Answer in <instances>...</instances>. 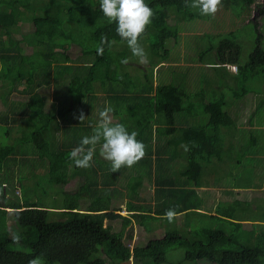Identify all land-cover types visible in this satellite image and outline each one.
I'll list each match as a JSON object with an SVG mask.
<instances>
[{
  "label": "trees",
  "instance_id": "obj_1",
  "mask_svg": "<svg viewBox=\"0 0 264 264\" xmlns=\"http://www.w3.org/2000/svg\"><path fill=\"white\" fill-rule=\"evenodd\" d=\"M34 1L36 3L32 7V0H0L4 6L0 7V94L3 106V110H0V128L8 126L7 130H12L11 125L20 124L23 137L19 142L39 147L34 152L44 164L43 171L36 173L33 178L38 181L29 188L32 199L23 198L20 204L12 202L4 189L15 176L14 166L20 169L21 174L23 168L34 172L38 165L35 161L29 163L12 159L10 153L14 147L0 148V172L4 166L9 167V174L0 173V264H37V259H41L44 264H121L123 261L130 262L131 257L135 264H199L202 261L207 264H264L262 213L253 218L240 219L234 213L233 206H229L230 203L225 208L221 205L217 208V214L223 217L207 215L211 221L207 224L211 227L206 229L203 226L200 227L201 232L187 235L172 228L174 218L170 222L166 216L170 209L176 215L179 208H172L167 202L161 205L156 203L150 213L156 216L153 226L163 232V237L152 239L145 247H137L132 252L118 232L121 225L127 224L132 216L126 217L115 212L119 210L115 205L131 194L122 183L127 171L131 169V172L138 173L140 169L151 168V172L156 167L155 162L168 155L173 159L184 158L182 173L189 183L214 185L207 183V178L212 175L210 168L218 165L214 161L221 163L225 155L232 156L237 148V130L249 127L251 123L253 114H249L248 122L238 125L247 107V96L253 92L262 99L264 97L262 88L258 90L255 85L261 76L264 77V34L258 30V23L255 45L246 61L242 60L246 48L235 30L216 36L205 33L204 36L209 40L208 46L203 48L202 45L200 53H194V48L192 51L198 55L197 63L206 64L212 71L216 82L208 78V83L197 86V93L190 94L181 88L184 85L180 86L174 81L164 84L162 78L159 81L162 83L155 86L154 71L165 67L163 60L170 58L173 47L181 45L176 41L181 33V22L186 21V18L204 20L200 21L203 23L212 20V15H202L200 9L193 6L196 0H146L153 16L139 37V43L145 49L147 59L143 63L138 60L137 63L146 64L147 68L133 63L138 70L134 76L127 62L131 56H136L127 42L116 34V25L104 17L100 0H52L44 6ZM257 1L222 0L221 4L232 11L236 19L245 22L251 16L253 7H256L260 16H264V4H257ZM54 7L60 11L66 8L68 19L78 29L83 28L88 33L81 31L83 34L80 37L73 33L71 27H63L65 18L59 11H54ZM41 8L44 10L43 16L38 14ZM26 10L30 12L29 16H26ZM23 21L31 22L34 28H27L23 37H15L14 40L16 28L19 29ZM214 37L219 40L217 45L212 41ZM145 38L154 39V42L145 46L142 43ZM202 39L200 35L191 39L193 46L201 43ZM116 42L127 46H121L123 59L113 55V50L116 53ZM67 43L68 46L78 43L84 47V55L91 56L89 60L77 66L63 64L69 61L64 51L66 56L62 54L64 56L60 64L57 57L61 53L57 50L65 48ZM23 44L32 49L31 53L25 52ZM91 49L93 51H89ZM214 50L216 57L213 56ZM189 61L201 72V67L196 65L193 57L189 56ZM229 66H235L237 71L231 72ZM67 79V94L71 101L67 105L59 101L57 112L54 106L47 109L48 95H43V91H48L54 82ZM129 82L134 86L131 91L125 87ZM218 83L219 90H216L213 86ZM98 86L105 93L107 108L112 109L109 112L112 115L111 122L122 123L129 131H135L137 139L145 145L143 158L132 167H122L113 172L111 162L103 155L102 142L94 146H81L82 135H91L99 119L86 121L85 117H81L79 120L76 109L85 112L87 108L88 112L95 115L105 109L95 101ZM222 87L227 88L233 96L234 104L229 107L226 94L220 92ZM15 95L24 97V100H14ZM133 101L140 102V105L135 108L128 106ZM184 103L188 104L185 106ZM252 104L251 110L256 106ZM94 107L97 112L93 110ZM81 110L78 114L82 113ZM186 111L194 117L204 115L207 119L195 121L192 115L184 118L182 116ZM232 111H235L234 115ZM252 143H257L255 138L247 146L250 148ZM82 147L83 152L80 151ZM89 148L96 149L91 166L76 167L71 158L73 151L82 156ZM239 151L240 158L244 159L246 151ZM11 160L19 165H14ZM145 162L148 164L145 165ZM144 173L142 171L140 174ZM77 177H83V183L77 191L67 192L65 187ZM18 183L24 196L27 189L23 181ZM227 183L230 182L227 180ZM250 184L246 181L240 184L237 180L232 187L239 189L237 195L240 196ZM40 187L41 196L38 195ZM45 196L53 199L57 196L59 199L53 202V206H46ZM155 197L158 202L165 196L157 192ZM83 200L87 202L84 209L81 208ZM236 201L241 207L242 203ZM189 206L185 210L191 209L193 205ZM12 207L20 210L10 211ZM128 208L135 217V212H144L149 206H137L130 202ZM52 214L58 219L52 220ZM10 216L15 225H8ZM159 220L163 222L161 226ZM243 221L251 222L252 229L243 231ZM151 223L142 222L146 228L151 227ZM227 228L232 231L228 232ZM174 247L184 249L183 261L168 260L166 253Z\"/></svg>",
  "mask_w": 264,
  "mask_h": 264
},
{
  "label": "rangeland",
  "instance_id": "obj_2",
  "mask_svg": "<svg viewBox=\"0 0 264 264\" xmlns=\"http://www.w3.org/2000/svg\"><path fill=\"white\" fill-rule=\"evenodd\" d=\"M11 1L13 0H6V2H11ZM36 1L38 3H41L42 4L41 6H44L45 4L51 3L52 0H36ZM33 3H36V2L32 0V3H31L32 7H33ZM262 3H264V0L257 1V4H262ZM2 7L4 6L2 5ZM52 9L54 11H59L64 16L65 23L63 27L65 28L71 27L73 30V33H76L75 35L80 36V37H82L81 35L83 34L82 32L86 34L88 33V31L83 28L79 27L78 29L77 25L68 19V16H67L68 12L66 8L61 11L58 10V7H54ZM38 14L40 16H43L44 10H42L41 8ZM29 15H30V12L26 10V16H29ZM210 17L212 20H205L206 22L204 23L200 22L204 20H198L194 18H190V19L186 18V21H183L180 23L181 27H179V29L181 33H180L178 40L176 41H179L181 45L177 47H173V51L171 53L170 58L168 60H163L164 62L163 66L165 67H163L159 71L158 70L154 71V74H155L154 85L155 86L162 83V82H159L162 78V81L164 84H166L167 82L171 83L174 81V83L180 86L184 85V86H181V88H183L184 91L188 90L190 94H193V92L197 93L195 91L197 86H201L203 84L208 83V78H210L209 80H211V82H216V77H214L215 75L212 73V71L208 69L206 64L197 63L199 61V58H198V55L194 54V53H200V51L202 50L201 48L202 45L204 46L203 48L208 46L207 44L209 43V40H208V37L204 36L205 33H211L213 36L214 35L216 36L219 34H227L228 32L235 30L236 35H238L239 37L238 39H240L241 42H243V45L246 48V53L242 56V60L244 61H246L248 55L251 53L255 45L256 34L258 33V30L260 32H263L264 34V16L260 17L258 15L256 7H253L251 16H248L245 22H240L239 19H236V15L232 11L227 10V8H225L224 5L222 4L218 6V11ZM213 20H215L216 23L213 22ZM212 23H215V24H212ZM256 23H258V30L256 29ZM27 28L28 30H30L31 28L33 29L34 27L31 22L26 21L25 23L23 21L22 24H20L19 29L16 28V32H15L16 34L14 35L13 39L16 40V38H21V36L23 37V35L27 32ZM198 35L203 37L202 42L195 43L193 46V41H191V39H196ZM212 41L216 43L217 45L219 40L214 37ZM153 42H154V39L145 38L143 39L142 43H144L145 46H148L149 44ZM171 42L172 41H170L169 44ZM213 42L212 44H214ZM75 44L76 45L68 46V43H67L65 48L57 50L58 53H61L60 55L57 53L58 54L57 58L60 60V64H61V58L64 56L62 54H65L66 56V53H64V51L67 52L69 61L63 62V64L67 63V64L77 66V65L83 64V62H87L86 60H89L91 56L84 55V51H85L84 47H81L78 43H75ZM121 46L127 47L125 44H119L116 42L115 49H116L117 54L115 53V50H113V55L116 58L121 57L123 59L124 56H121L122 54ZM23 48L25 49V52L31 53L32 49L29 48L26 44H23ZM193 48H194V53L192 51ZM263 48H264V38H263ZM89 51H93V49ZM189 56L193 57L196 65L201 67V72H198L196 69L197 67L193 66V62L189 61ZM213 56L216 57L215 50H214ZM138 60H139L138 58L131 56L129 58V61L127 62L128 63L127 67L131 70L133 76L134 74H138V70L134 66L133 63H135V65L138 67L147 68L146 64H141V65L138 64L137 63ZM229 70L234 73L237 71L235 66H229ZM133 76H132V79H135V77ZM257 82H259V84H257ZM68 83H69V79L63 80L60 82L56 81L52 84V86L50 87L48 91H43L44 93L43 95L45 94L48 95L47 103H46L47 109L54 106V111L57 112L59 101H60V104L63 103V105H67L69 101H71L69 95L67 94ZM218 85L219 83L214 85L213 86L214 89L219 90ZM255 85L258 87V90L262 88V91H263L262 95L264 96V77L262 78L261 76L260 79L256 81ZM125 87L127 88V90L129 89L131 91L134 86L132 83L129 82L125 85ZM96 90H97L95 93L96 103L103 108H107L108 105H107V100H105V93L101 91L99 86L96 88ZM222 91L226 94L227 101L229 102L228 107L234 104L233 96L231 95L230 91L224 87H222V89L220 90V92ZM14 99L23 101L24 97L14 96ZM245 103L247 104V107L246 109H244L242 117L239 118L238 125H243L245 124V122H248L250 118L249 114H253V116H252L249 127H242L237 130V136L235 140V143H237V148L232 152V156L231 157L229 156L230 158H232V160L225 155V160L222 163L214 161V164H218L219 169L217 165H214L213 167L210 168V173L215 176V178L211 182L214 185L216 183H219V186L217 187H222L225 190L229 189V186L228 185L222 186L224 178L220 177L219 171L222 173V175L226 177V179L230 182L231 185H235L237 180H239L240 184H242L243 181H246V183L247 182L251 183L249 187H245L247 189L245 190V192L243 191L241 192V195H240V203H242L241 207H239L238 204H236L237 202L236 199H234L233 204L230 203L229 205L228 203L226 206V207H228V205L230 207L233 206V210L235 211L234 213L240 219H243V218L247 219L249 217L253 218L257 214H261V213L262 215H264V97L262 99L260 98V95H256L252 92L247 96ZM252 103L256 105L255 108H253V110H251V107H250L251 105H253ZM187 104L188 103H184L185 106ZM138 105H140V102H136V101H133L131 104H128V106H130L131 108L138 107ZM195 105L198 106V103H196ZM257 107H258V111L256 113ZM243 108H245V106ZM0 110H3V106L1 105V102H0ZM80 110H81L80 108L76 109V112H77L76 115L79 120L81 119V117H85L86 121H89L92 118L95 120L100 119L99 118L100 111L97 112L96 107H94L93 110H96L97 115L91 113L90 111L88 112L87 108L85 109V112L81 110L82 113L78 114ZM140 113H142L143 115L145 114V112L141 110H140ZM232 113L234 115L235 111L234 112L232 111ZM188 115L189 116L192 115L193 117L192 120H195V121H198L201 118L207 119V117L204 115H200L198 118L194 117L193 114L188 113L187 111L182 117L185 118ZM108 117L110 120L112 119V115L110 113H108ZM6 127L9 128L8 126H5V128H0V148L4 146L14 147L15 148L14 153L16 154V157L20 161H27L29 163H31V161L32 162L35 161V163L38 165V168L36 169V171L28 172V168L26 167L22 169V171L24 172H22L21 174L18 172L17 168H15L14 166L15 176L14 178H11L12 182L9 185L6 184L7 186L5 187L7 191L6 189L4 190L6 192V196H8V199L10 198L12 202H16L20 204L23 198H25V200L32 199L33 197L32 193L28 192L29 188H32L33 183L38 181L37 179H33V178L35 177L36 173H41L43 171L44 164L42 160L40 161L38 160V154H36V151L34 152V150L36 149L38 150L39 147L36 148L34 145H24L23 143L19 142V140L23 137L20 124H18L17 126L11 125L10 128H13L12 130H7ZM59 133L60 132H58L57 134ZM83 137L84 136L82 135L81 139ZM58 138H62V137H58ZM165 138H166V134H164V139ZM252 138H255L257 143L256 144L252 143V145L249 148V146H247V143L249 141L252 142ZM81 139H80V142H81ZM239 149H243L244 151H246V155L244 159L240 158L239 154H241V152L239 151ZM178 150L180 151L179 148ZM22 151H24L26 155H23ZM174 154L178 155L177 153H174ZM11 156H14V155H11ZM77 156L80 157L78 153H77ZM204 165L207 168V163H205ZM89 170L90 169H87V171ZM130 172H131V169L127 171V173L125 174L126 178L123 179V182H122L123 184H127L130 181L136 180V178L130 180ZM0 173H2V175L9 174V167L4 166L2 169V172ZM207 180H210V179L207 178ZM19 181H23L24 187L27 189V192L24 191V196L22 195V188L19 186V183H18ZM25 181H29L30 183H25ZM82 183H83V177L82 178L77 177V179L72 180L65 187V190L67 192L73 193L74 191H77L79 189ZM210 186L205 185V187H210ZM41 188L42 187L38 189L39 190L38 195L40 196L42 195V191L40 190ZM234 191L236 194L233 193L232 195L236 198L239 192V189L235 188ZM44 199H45L44 201L46 202L45 204L46 206H53L54 204L53 202L54 201L56 202V200L59 199V197L56 196L53 199L51 196H45ZM216 199H217V196L210 194V196L205 198L203 201H199V200L197 201L201 203L204 207H207L210 204V200L214 202V200ZM81 206H82L81 208L84 209L87 206V202L83 200L81 202ZM10 210L19 211L20 209H16L12 207ZM192 210H195L194 207ZM51 217H52V220L58 219L55 214H52ZM13 223L15 225L13 218L10 216V219H8V225L11 226ZM207 223H211L208 216H206V219L203 221V226H206V229L211 227V225H208ZM146 229H147L146 234H143L140 230L135 229L132 223L128 221L127 224H124L120 227L118 232H119V235L121 236V239L124 242H126V244L130 245L131 248L137 247V246L145 247L146 244L150 240L163 237L162 231H158V232L156 231L155 233L150 232V230L154 229L153 225ZM227 230L228 232L232 231L231 228H227ZM244 230H247V229H243V231ZM135 232H139V234L141 235L136 236ZM196 232H201L200 228L197 229ZM131 235H132L131 238L133 240L136 238V241L133 243H132V240H130ZM166 255H167L168 260H170L171 262H179V261L184 260L185 251L183 248L174 247L171 250L167 251ZM122 261H118V262H122ZM37 264H44V263L41 259H37ZM121 264H134V261H131L130 263L127 261H123ZM199 264H207V262L202 261Z\"/></svg>",
  "mask_w": 264,
  "mask_h": 264
},
{
  "label": "clouds",
  "instance_id": "obj_3",
  "mask_svg": "<svg viewBox=\"0 0 264 264\" xmlns=\"http://www.w3.org/2000/svg\"><path fill=\"white\" fill-rule=\"evenodd\" d=\"M221 2L222 0H196L193 6L198 7L202 15H214L218 11V6L221 4ZM100 10L109 22H112L116 25V34L123 41L127 42L132 54L136 56L140 62H145L147 59V53L140 45L139 37L145 31L146 26L151 22V17L153 16V11L146 3V0H100ZM111 111V108H105L99 113L100 119L98 126L94 129L91 135L84 136L80 143L81 146H94L97 143L102 142L101 148L103 155L105 159L111 162L112 170L114 172L120 170L122 167H132L135 163L142 159L145 154V145L137 139L138 134L135 131H129V129L122 123L113 124L108 117V113ZM80 151H84L83 147L80 149ZM14 152L15 148L10 153V157L12 159H18ZM22 152L23 155H26L24 151ZM93 156L94 151L92 148H89L86 154L80 157L77 156L76 151H73L71 158L73 159L76 167L88 168L92 164ZM13 164L16 166L19 165L16 163V161H13ZM17 170L18 172L20 171L18 168ZM192 209L193 207L187 210L184 209L183 211L194 213L196 209ZM115 212L116 214L122 215L121 209ZM166 216L171 222L175 216L174 210L170 209L166 213ZM129 221L132 223V220ZM200 227H203V223ZM130 240H132L133 243L136 241V238L134 240L131 238ZM128 246L132 252L135 248L142 247L137 246L131 248L130 245ZM131 261H134L133 257H131L130 262Z\"/></svg>",
  "mask_w": 264,
  "mask_h": 264
},
{
  "label": "crops",
  "instance_id": "obj_4",
  "mask_svg": "<svg viewBox=\"0 0 264 264\" xmlns=\"http://www.w3.org/2000/svg\"><path fill=\"white\" fill-rule=\"evenodd\" d=\"M0 7H2L1 3ZM95 150L96 149H94L93 151ZM173 158L174 157L168 155L159 160V163L155 162L156 167L153 168L151 172H149L151 168L140 169L138 173L130 172V180L136 178V180L130 181L129 183L125 184L126 187L131 191V194L127 197V199H123L115 205L116 209L119 208L122 210V215H125L127 217L132 216V225L135 229L140 230L143 234H146L147 229L142 224V222L151 221L152 225L155 224V222L153 221L155 219L154 217L156 216L154 214H151L150 212L153 211V208L156 206V203L158 205H161L163 202H167L172 208L174 206H177L179 208V213L175 215L174 220L171 223L172 228L177 229L180 232L186 233L188 235L190 233H194L197 229L200 228L201 224L206 219V216L208 214L209 216L217 218L223 217V215L217 214V208L219 206L223 205V207L225 208L228 203H233L234 199L239 200L240 202V196L237 195L235 198L232 195V192H234L235 188H233L230 183H227L226 177L222 175L220 171V177L224 178L222 186L228 185L229 189L225 190L222 187H217L219 186V183H216L215 185H212L210 187H205V185L198 186L197 184L195 185L189 183L183 176L182 172L185 167L184 159H179V157L176 159ZM147 164L148 162H145V165ZM142 171L145 172L144 175L140 174ZM208 178L210 180H208L207 183L213 184L211 181L215 178V176L212 174ZM160 186L164 187L160 188ZM157 192H159V195L162 194L163 196H165L163 199L161 198V200L158 202H156L157 200L155 197ZM210 194L217 196V199L214 200V202L210 200V204L207 207H204L201 203L197 201H203L205 198L210 196ZM130 202L136 204L137 206L148 205L149 208L148 210H143L144 212H135L136 215L134 217L133 212L130 211V209L128 208ZM191 204L193 205L192 207H197L195 208L196 210L194 213L183 211L184 209L189 208V205ZM158 224L159 226H161L163 224L162 220H159ZM242 224L243 229H252L251 223L246 221ZM158 230L159 229H157L156 226L153 230H150V232L155 233L156 231L158 232ZM135 233L137 235L139 234V232ZM131 237L132 235L130 236V239Z\"/></svg>",
  "mask_w": 264,
  "mask_h": 264
},
{
  "label": "flooded vegetation",
  "instance_id": "obj_5",
  "mask_svg": "<svg viewBox=\"0 0 264 264\" xmlns=\"http://www.w3.org/2000/svg\"><path fill=\"white\" fill-rule=\"evenodd\" d=\"M262 4H264V3H262ZM256 13V12H255ZM257 13H258V11H257ZM259 15V14H258ZM260 16V15H259ZM260 17H262V16H260Z\"/></svg>",
  "mask_w": 264,
  "mask_h": 264
}]
</instances>
